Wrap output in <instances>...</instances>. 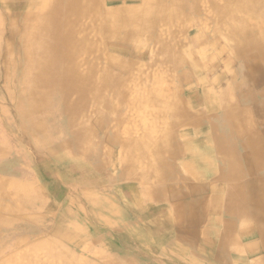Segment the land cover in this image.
<instances>
[{
  "label": "bare ground",
  "instance_id": "obj_1",
  "mask_svg": "<svg viewBox=\"0 0 264 264\" xmlns=\"http://www.w3.org/2000/svg\"><path fill=\"white\" fill-rule=\"evenodd\" d=\"M1 1L10 10V33L17 36L20 32L21 38L24 40L22 48L27 59V66L24 70V78L20 80L22 92L18 100H15L13 96L10 97L15 101V109L20 112L19 116L24 122V133L28 138L40 148H47V152H50L48 154H54L56 157H73L75 163L82 157L102 159L97 163V166L94 164L95 167L85 163V166L91 171V182H96L99 185L102 181L110 178L105 176L104 169L108 167L107 157H112V155L107 149L103 150L100 143L96 144L91 141V134L94 130L91 125L93 116H87L85 111L91 108L98 113L106 110V116L113 124L115 135L113 134L112 138L106 136L105 140H110L112 144L121 147L119 180L133 176L134 180L139 179L141 185L144 186L147 178L151 179L155 176L166 180L174 176L176 172L180 171L179 165H182L188 170L191 178L200 179L197 181L198 184H193L192 188L209 192L208 199L199 196L192 200L195 207H203L201 209L208 216L204 228L198 227L204 218L201 213L197 214V210L183 217L190 226L189 248L194 253L206 256L205 264H264V179L251 184L247 188L248 192H245L247 187L245 183L237 182V179L243 174L244 165H247L249 172L264 169V145L260 143V137L251 134V119L244 116L245 110L240 107L241 102L248 101V99L236 98L232 95L236 90L232 78L230 82L222 86L223 77L227 76L226 69L229 67V61L233 58L237 59V57L245 55L251 61L255 59L264 61V25L259 29H249L247 25V13H250L251 0H41L37 13H32L29 10L35 6V0ZM121 1L124 3L123 6H114L116 2L121 3ZM139 1L140 5H128L129 2L138 3ZM252 1L258 3L256 8H252L254 10L251 13L253 14L252 19H255L256 16L264 20V0ZM15 6H23L27 10L19 24L18 17L13 15L17 12L14 9ZM187 12H193L195 16L200 17L197 26L201 27V30L206 28L204 26L208 25L211 19L206 16L213 13L216 19L215 26L218 28L216 33H220L219 37L208 38L203 33L204 31L197 29L196 36H193L189 41L181 42L178 46L176 39L179 33L176 31L178 28H183L182 24L186 22L184 15ZM241 14H244L243 18L246 20L239 23L236 20ZM2 23L0 17V30L3 28ZM221 25L230 28L231 33L219 32ZM248 30L253 33V37L250 39L253 46L241 52L242 50L236 49V46L242 44L240 37L247 35ZM151 31L154 32L153 35H150ZM221 35L224 37L221 38ZM146 40L150 41L154 47L158 46L162 49V52L158 54L159 58L154 57V61H162L176 69L190 62L187 68L191 76L185 80H189L191 77L192 79L196 78L205 72L211 73L212 70L215 71L217 65L223 68L212 76L213 79L209 78L204 81L200 78L195 79L194 86L199 88L192 87L191 94L181 96L184 101L181 99L166 100L164 106H161V102L159 104L156 102L158 94L154 85L146 90L148 93L144 98L139 99L132 87V82L135 80L134 74L141 72V69L133 63L116 57L110 50L115 47L117 50L123 51L124 45L130 42L135 44ZM221 40L228 46H224L217 53V55L219 54L218 59L216 54L212 59H207L191 55L192 50L187 53L186 47L189 45L198 47L206 44L207 47L215 48V45L219 44ZM226 52L229 54L227 59L224 58ZM250 60H246L248 67ZM103 63L106 66H103ZM107 65L111 67L116 65L119 70L114 71V67L107 69ZM122 73H131V75L121 80ZM159 73V70L149 73L151 76L148 78V83L155 84V80L160 79ZM140 79V82H143L142 79H145V75L143 74ZM192 79L189 82L193 81ZM33 88L34 90H32ZM23 89H27V92L23 93ZM51 97L59 98L51 104ZM127 103H130L133 110L136 109L139 116L143 117L142 120L146 127L140 137L135 136L134 132L130 130H124L125 136L122 134L123 127L127 124L130 115L123 113ZM152 105V111L156 113V116L150 114ZM157 105L163 107V110L156 111ZM53 106L56 108L55 110L51 109ZM217 110L224 112L223 122L222 119L220 122L211 118L205 121L206 116ZM164 112L170 115L171 128H164L162 125L163 118L166 116ZM173 115L175 116L174 123ZM45 116H48V119L58 116L61 118L62 129H57L54 138L51 136V130H47L48 122L44 120ZM172 125L174 128L192 127V133L187 136V134L182 135L175 132L173 135L174 144L171 137L163 144L166 152L170 153L165 156L158 141L167 129H170L171 132ZM49 126L53 128L50 122ZM223 126H228L231 133L221 130L220 127ZM160 127L163 133L157 132ZM243 131L248 134L244 138L247 141L243 146L245 152L243 155L237 156L229 138L235 133L245 136V134H241ZM66 134L71 138L63 140V135ZM7 135L8 133L1 127L0 157L6 155L8 151ZM57 135L62 137L60 138L61 143L56 146L58 148L54 149L53 145L56 144ZM39 136L43 139H40ZM182 139L187 142H181ZM207 144L212 146L204 148ZM150 157L156 161L152 171L147 167ZM167 157L172 158L176 163L169 162L170 158L166 159ZM238 157L242 158L243 163ZM138 165H142L144 169L138 171ZM209 176H215L212 182H207L206 177ZM34 181L36 180L28 178L17 180L6 177L5 180L0 179V199H3L2 197L14 199L16 208L9 206L12 211L28 209L26 208L28 205L22 204L28 203L32 199L36 200V203L38 201L40 207L42 205L41 208L45 209L46 194L38 189ZM78 181L75 184L83 188L82 182L87 183L89 177L88 179L78 177ZM187 183V180H184L183 184ZM176 186L181 188L182 184L177 182ZM6 187L9 188V192L5 190ZM24 189L26 190L25 195L20 194ZM140 189L142 190V188ZM77 193H80L79 199L87 201L86 204H89L87 206H90L91 213L94 212L92 207L95 206L97 211L101 210V214L98 212V218L103 219L104 211L99 207L106 208L107 202L101 196L91 198L81 189ZM135 193L138 195L137 191ZM140 194L142 199L152 200L154 198V195L146 189ZM16 195H18V200L15 199ZM162 198L166 199V196L163 194ZM55 202H51L49 205ZM105 202L106 206H104ZM67 203L73 204L70 200ZM0 206H2L1 203ZM69 210L71 209L66 211L67 214ZM156 223L159 224L157 221ZM66 229L68 231L66 235L72 234L74 238L80 234L76 227L58 228L55 232L62 234ZM150 238L154 241V236ZM150 245L152 248L154 246L161 247L162 243L151 242ZM45 247L51 257L61 258L62 264H89L88 260L78 258L69 250L63 249V246L56 245L60 248L59 251L53 249L54 245L50 243ZM259 252L262 253L261 257L248 259L247 256ZM57 253L58 255H55ZM244 253L245 256H243ZM16 254L15 258L22 257L24 253ZM100 258L105 263L112 260L109 259L111 257H106L104 254ZM52 263L50 261L49 264ZM10 264L25 263L16 260L11 261ZM26 264H37V261L31 258V261Z\"/></svg>",
  "mask_w": 264,
  "mask_h": 264
},
{
  "label": "rangeland",
  "instance_id": "obj_2",
  "mask_svg": "<svg viewBox=\"0 0 264 264\" xmlns=\"http://www.w3.org/2000/svg\"><path fill=\"white\" fill-rule=\"evenodd\" d=\"M20 1V0H18ZM41 0H35V6L32 7V9H29L30 12L34 13L38 11L39 9V3ZM110 4V3H109ZM141 4L139 1L136 2H129L128 5H137ZM256 1H250V13H247L248 17V28L249 29H259L260 27H263L264 20H262L259 17L255 16V19H252V11L254 10L252 8H256L257 6ZM123 6L124 3L121 1V3L116 2L114 5L116 6ZM103 7L105 5L103 4ZM23 6H15L14 9L17 10L16 13H13V15L17 16L18 24L21 21V17L25 15L27 10L24 9ZM9 8L7 5L0 0V17L2 24V29L0 30L1 35V41H0V63H3L4 65H0V128L2 127L3 130L10 134L11 130L5 129V126H9L8 121L15 120V117L17 115V110L15 109V101L10 97L13 96L15 100H18L20 97V93L22 92V89L20 88V80L24 78V70H26L27 66V59L25 57L24 50H23V44L24 40L21 38V33L18 32V35L15 36L12 32L9 31V25L11 24L10 20V13ZM184 20L186 21L183 25V28H178L176 32L179 33L177 35V45L180 46L181 42H186L191 40L193 36H196V30L199 29L200 31H204L205 35L209 38H213L214 36L219 37L220 33H216L217 27L216 19L214 18L213 13L211 15H207L206 17H210L211 19L209 22L206 20V23L208 22V25H205L206 27L204 30H201V27H198L197 24L200 20L199 16H195L193 12H187L184 15ZM244 14H241L240 17L236 21L239 23L242 21H245L246 18H243ZM198 27V28H197ZM222 27V31H221ZM219 32L224 33H231V29L227 28L225 26L221 25ZM246 33H248L245 36H241L240 39L242 41L241 45L236 46L238 50H244L251 48L253 46L250 39L253 37L252 31L248 30ZM154 32H150V35H153ZM224 36L221 35V38ZM224 46H228L224 43V41H220L219 44L215 45V48L207 47L206 44L200 45L198 47L194 46H187V53L192 50L193 53L191 55H196L198 58H211L213 56H217V59L219 58V54L217 53L224 48ZM125 49L123 51L117 50L115 47L111 48L110 52L115 55L116 57L120 58L123 61H128L130 63L135 64L138 66L141 70L139 73H135L134 77L135 80L132 82V87L135 90V93L137 94V97L139 99L144 98L148 92L146 90L150 89L152 85H154L157 89V98L156 102L158 104L161 102V106H164V103L166 100H179L181 99L184 101V95L191 94L190 91L193 88H199L198 86H194V81L197 78L208 80L209 78L213 79L212 76L216 75L218 70L222 69L220 65H217L215 67V71H211V73H204L200 76L193 78L192 77L189 80H185V78H189L190 73L188 72L187 65L189 64L185 63V65H182L181 68H174L171 67L169 64H166L162 61H154L153 58H159V53L162 52V49L158 46H153V44L146 40L140 43H129L124 45ZM230 47V46H229ZM17 48V49H16ZM179 50V49H178ZM18 52V54L16 53ZM190 53V52H189ZM226 52L224 55H226L224 58H228ZM223 56V55H221ZM238 58V57H237ZM247 57L241 56L238 59H246ZM236 58H233L232 60H235ZM156 60V59H155ZM251 61V60H250ZM156 62V63H155ZM215 62V61H214ZM216 63V62H215ZM221 63V62H219ZM103 66H106L105 63H103ZM114 67V68H113ZM171 67V68H170ZM186 67V68H185ZM113 68L114 71L119 70V67L114 65L110 66L107 65V69ZM234 68V67H231ZM159 70V78L155 80V84L153 82L148 83V78L151 76L149 73H153L154 71ZM228 71V68L226 69ZM4 74V77L6 75V80H3L1 75ZM143 74L145 75V79H142L143 82H140V78L143 77ZM131 75L128 73H122L121 80L126 79ZM176 76V77H175ZM27 79V77H25ZM193 80L189 82L190 80ZM185 80V81H184ZM132 81V79H131ZM143 83V84H141ZM209 83V82H208ZM32 88V85H30ZM34 90V88L32 89ZM27 92V89H23V93ZM52 101L51 104L55 102V100H58L59 97H51ZM136 99V97H135ZM9 100V101H8ZM14 101V102H12ZM10 103V104H9ZM51 106V105H50ZM157 105L156 111H162L163 107ZM150 114L153 116H156V113L152 111L153 105L150 106ZM128 108V109H127ZM52 110H55L56 108L53 106L51 108ZM123 113H129V119L127 124L123 127L122 134H124V130H130L131 132H134L135 136H142V134L145 132V123H143V117L139 116L137 110H133L130 103H127L123 109ZM166 113V112H164ZM85 114L87 116H93L91 120L92 128L94 129L91 134V141L96 142V144L100 143L102 146V149L106 150L111 153L112 157H118L120 159L121 155V147L112 144V142L106 141V136H110L112 138L113 134L115 135V132L113 130V124L111 121L108 120V117L106 116V110L98 113L95 109L91 108L85 111ZM213 112L206 116L205 121H208L209 118L212 119ZM165 118L162 125L163 127L171 128V122L169 121L170 115L165 114ZM174 115L173 119L174 120ZM45 121L48 122L47 126L49 127V122L52 124L53 128H49L48 130H51V136L54 138V136L57 134V129H62V125L60 124L61 118L53 117L52 119H47L48 117L45 116ZM97 120V121H96ZM100 120V121H98ZM5 121L6 125L2 126V122ZM175 121H173L174 123ZM114 123V122H113ZM108 124V125H107ZM13 125V124H12ZM107 125V127H106ZM160 127L157 129V132L163 133V130ZM175 130V131H174ZM8 131V132H7ZM179 132L182 135L190 136L192 133V127L189 126H181L180 128H174V125H172V130L170 132V129H167L166 132L162 134V137L158 141L161 144L162 151L164 152L165 156H168L169 154L166 152L164 143L171 137V140L174 144V133ZM8 138L9 144L12 143L13 139L10 140ZM160 135V134H159ZM62 138L61 136H59ZM71 137L66 134L63 135L64 139H70ZM43 139V137H41ZM62 140V141H63ZM181 142H187L185 140H180ZM37 145V144H36ZM212 145L207 144L206 147L208 148ZM116 148V149H115ZM49 153V151H48ZM47 157H54L52 154L47 155ZM104 153V152H103ZM45 156V154H44ZM98 156V153H97ZM102 157V155H101ZM150 157L149 164H147V167L149 170L152 171L153 166L156 164V161L151 159ZM170 157H167L168 159ZM68 161H66V165ZM119 166V163H118ZM180 166V165H179ZM146 167V168H147ZM144 167L142 165H138L137 170H143ZM77 171L76 169H74ZM147 170V169H146ZM187 170V169H186ZM148 171V170H147ZM150 173V172H149ZM65 176L69 175L64 174ZM6 177L0 176V179L5 180ZM11 178V177H7ZM14 179L20 180L25 178L24 176L19 177H12ZM67 178V177H64ZM215 176H209L206 177L207 182H212V179L214 180ZM72 182H75L78 180V177L70 178ZM149 179V178H147ZM153 177H151V180ZM204 180V178H203ZM62 185L58 187L60 191L59 193V201L55 202L53 205H49L51 202L54 201L50 200V195L46 193L44 188H38L41 189L46 193L47 198V205L46 208L43 209L40 207L39 202L32 199V201L28 202L30 204L23 203L22 205H28L26 208L28 209H19L16 211H12L9 209V206H14L16 208V201L11 198L2 197L3 199H0V203L2 206H0V264H10L11 261H19L21 260L22 263H28L31 261V258H34V260L37 261V264H49L50 261H52V264H62L61 258L51 257L46 249V245L48 243L53 244L56 251H59L60 248L56 247L63 246V249L69 250L73 255L77 256L78 258H84L88 260L89 264H155L154 259L155 256L159 255L156 251L150 250L147 251L145 248L141 249V252H146L149 256H146V259L144 257H138V249L135 245V243L127 242L123 240V234H122V227H121V210L123 207V194L122 189L115 188V192L112 194H106L105 190L98 189L97 194L90 195L91 198L100 197L107 202V207H99V209H102L103 212V219L98 218V212L101 214V210L97 211L96 206L92 210L93 213L89 212L90 206H87L89 204H86L87 201L83 199H79V194L77 193L78 190H80L79 187L74 186V184L69 183L67 180H61ZM148 185V184H147ZM136 188V186H135ZM146 189L149 191H153L152 186H146ZM9 192V188H5ZM101 192V193H99ZM26 190H21L20 194L25 195ZM77 193V194H76ZM104 193V194H103ZM111 193V192H110ZM29 194V193H28ZM116 194V195H115ZM30 197L31 194H29ZM118 196V197H117ZM18 195H16L17 199ZM83 197V195H82ZM74 198V199H73ZM120 198V199H119ZM72 199V200H71ZM18 200V199H17ZM70 200L71 203H67V201ZM133 200V199H132ZM19 202V201H18ZM25 202V201H23ZM106 202L104 203V206H106ZM113 205V206H112ZM126 207L127 204L124 203ZM5 207V209H4ZM41 208V209H40ZM96 208V209H95ZM43 209V210H42ZM71 209L68 211L67 210ZM28 210V211H26ZM63 211V212H62ZM85 211H88L90 213L89 217H81V212L86 213ZM106 213V214H105ZM111 213L114 214L113 218V224L112 219L108 217L107 215H111ZM28 214V215H27ZM61 214V215H60ZM119 216V217H118ZM116 218V219H115ZM103 220V221H102ZM92 226V227H91ZM120 226V227H119ZM76 227L80 234L74 238V235L67 234L66 231H64L62 234H58L55 231L59 229H64ZM94 227V228H93ZM107 227V228H106ZM119 227V228H118ZM106 228V230H104ZM115 230H114V229ZM109 229V230H108ZM111 229V230H110ZM97 236V237H96ZM245 245H247L245 243ZM153 249V248H152ZM62 250V249H61ZM154 250V249H153ZM63 251V250H62ZM23 254L22 257H16L15 255ZM61 254V253H60ZM103 254L107 257H111L109 259H112L111 262L105 263L103 259H101V255ZM55 255H58L55 254ZM152 256V257H151ZM49 258V259H48ZM170 258V257H169ZM50 260V261H49ZM114 261V262H113ZM170 264H176L175 261L172 259L169 261Z\"/></svg>",
  "mask_w": 264,
  "mask_h": 264
},
{
  "label": "crops",
  "instance_id": "obj_3",
  "mask_svg": "<svg viewBox=\"0 0 264 264\" xmlns=\"http://www.w3.org/2000/svg\"><path fill=\"white\" fill-rule=\"evenodd\" d=\"M16 53L18 54L17 51ZM1 64L4 65L3 63H0V65ZM228 66L227 76H225V78L223 77L224 80L222 86H225L226 83L230 82V79L232 78L236 87V90L232 93V95L236 98L240 97L243 99H248V101L241 102L240 107L245 110L244 116L251 119V134L260 137V143L264 145V61L255 59L253 61H250L248 67V63L244 59L237 58L235 60L229 61ZM1 77L3 80H6V75L4 77L3 74L1 75ZM220 81H222V79H220ZM204 86L206 87V85ZM223 113L224 112L220 110L213 111L212 120L220 121V119H222L221 121L223 122V118H225ZM19 114L20 112L17 111L18 116L15 117V120L10 122L8 121V127L5 126V123L7 122H2V126L4 125L5 129L11 130L8 137L10 138V140L13 139V142L10 144L8 143L7 154L0 157V176L11 178L24 176L25 178H28L30 180H36L34 181L36 186L38 188H44L46 193L50 195V200H54L56 202L59 201V193L61 190H59L58 187L62 185L61 180H67L69 183L74 184V186H79L81 191H83L85 194L87 193L89 196L93 195L94 193L97 194L98 189L100 188L101 190H106L105 193L109 195L115 192V188L120 187L122 189L123 201L128 206L126 207L123 203V207L121 210V227L123 229V240L127 242L132 241L133 243H135L134 246L137 247L139 252L137 254L138 257H144V259H146V256L150 257V255H148L146 252L142 253L141 249H143L144 247L145 250L150 252V250H152V245H150V243L155 242L162 243L161 247L154 246L153 248V251L157 250L156 252L159 253V255L155 256V264H170L169 261L171 259L175 261L176 264L206 263V256H204L203 254L200 255L197 252L194 253L191 248H189L190 240L188 239V234L190 226L188 222L184 220L185 218H183L185 215L191 214L194 210H197V214L201 213L204 218V221L198 227L204 228V224L207 222L208 216L201 209L203 207H195L192 201L194 200V198H198L199 196L207 197V199L209 198L208 196L210 194L207 190L192 188L193 184H198L197 181L200 179L191 178L188 170H186V168H183L181 165L179 166L180 171L176 172L174 176L167 178L166 180H162L161 177L156 178L154 176L152 180L150 178L147 179L145 185L142 186L139 179L134 180L132 178L133 176L129 178L126 177L125 179L122 178L121 180H119V175L121 173V169L118 166L119 158L107 157L108 167L104 169V174L105 176L110 178L109 180H104L101 182V184L97 185L96 182H91V171L88 167L85 166V163H88L90 166H94V164L95 166H97V163L99 161H102V159L98 160L96 158L94 159V157H82V159L78 160L79 162L76 161L75 163L73 157H56L54 154H52L54 157H47L46 153H48V149L44 147L40 148L28 138L26 133H24V122ZM224 122L226 123V119L224 120ZM49 128L51 129L50 126H47V130ZM220 129L230 132V128L228 126L220 127ZM241 134H245V136L237 135L235 133L231 136V138H229L230 143L234 145V150L236 151L237 156H239L240 154H244L245 150L243 146L244 143H247L246 139L244 140V138L248 136L247 132L243 131L241 132ZM39 138L41 139L40 136ZM60 140V137L57 135L56 144L53 145L55 146L53 147L54 149L58 148L56 146L61 143ZM238 158H240V160L242 159L241 157ZM66 161H68V165H66ZM168 161L172 162L173 159L170 158L168 159ZM173 162L176 163V161ZM74 169H76L77 171H75ZM85 169H87L88 171ZM243 169V174L241 175V177L238 176L239 178L237 179V182H239L240 184L245 183L247 185L245 192H248L249 190L247 191V188H249L251 184L255 182L258 183L259 180L264 179V169L261 168L256 171L249 172L247 165H244ZM67 173L69 175L65 176L64 174ZM74 177H82L84 179H88L89 177V181L87 182L88 184L82 182V188L80 185L75 184L78 180L74 183L71 181L70 178ZM184 180H187L188 182L186 185L183 184ZM177 182L182 184L181 188L176 186ZM147 183L153 188V191H150L151 194L154 195V198H152V200L141 198L142 195L140 194V192L146 189V186H148ZM139 186H141L140 188H142V190L139 188ZM136 191L138 195L135 193ZM163 194L164 196H166V199L162 198ZM136 195L137 197H135ZM142 211L143 213H141ZM85 212L86 213L81 212V217L90 218V213H88V211ZM107 216L112 219L113 224L114 214L111 213V215ZM138 221L140 224L138 223ZM156 221L159 222V224L156 223ZM151 236H154V241L151 240ZM162 254L165 256H163ZM243 256H245V253ZM261 256L262 253L259 252L247 257L250 260Z\"/></svg>",
  "mask_w": 264,
  "mask_h": 264
}]
</instances>
